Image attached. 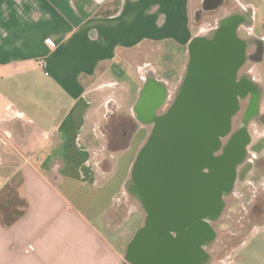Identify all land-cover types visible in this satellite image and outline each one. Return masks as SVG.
<instances>
[{
    "label": "crops",
    "instance_id": "obj_1",
    "mask_svg": "<svg viewBox=\"0 0 264 264\" xmlns=\"http://www.w3.org/2000/svg\"><path fill=\"white\" fill-rule=\"evenodd\" d=\"M189 14L190 0H0V191L9 183L27 203L15 223L0 221V264H129L146 213L125 188L151 130L135 102L146 85L165 103L177 88L149 59L169 44L188 64ZM120 66L133 80H115ZM111 103L133 119L129 137L117 133L126 144H114ZM254 206L253 237L225 256L229 240L214 237L199 264H264L263 192Z\"/></svg>",
    "mask_w": 264,
    "mask_h": 264
},
{
    "label": "water",
    "instance_id": "obj_2",
    "mask_svg": "<svg viewBox=\"0 0 264 264\" xmlns=\"http://www.w3.org/2000/svg\"><path fill=\"white\" fill-rule=\"evenodd\" d=\"M235 26L222 28L212 41L189 42L180 91L162 114L163 90L144 87L152 90L149 113L141 116L137 105L136 114L151 131L131 179L146 217L128 245L129 264H199L202 247L214 238L209 222L220 215L249 142L241 128L222 145L244 89L234 83L245 54Z\"/></svg>",
    "mask_w": 264,
    "mask_h": 264
},
{
    "label": "rangeland",
    "instance_id": "obj_3",
    "mask_svg": "<svg viewBox=\"0 0 264 264\" xmlns=\"http://www.w3.org/2000/svg\"><path fill=\"white\" fill-rule=\"evenodd\" d=\"M200 0H190V14H189V24L192 29L193 34L201 35L202 33L208 31L209 29H216L224 22V17L229 14H233L235 12H239L242 10H247L248 8H252L253 10V29L256 36H260L264 34V1L263 0H225V4L221 6L217 11L206 12L203 14L201 21L198 24L194 23L193 20V12L194 9L199 5ZM242 29V28H241ZM252 33V29L250 31ZM179 35L185 34L186 31L179 25L178 30ZM239 36L244 38V33H240ZM170 48V50H169ZM188 50V47H187ZM248 50V49H247ZM250 51V50H249ZM248 51V52H249ZM149 61L156 67L157 72L162 77H168L169 80L173 83L171 88L173 89L174 85L183 79L185 76L187 65L186 61L183 58L182 52H179L171 47L169 44H161L157 46V56L150 57ZM133 69L127 68V66H120V69H115L113 72V77L117 82H120L124 79L130 78L133 80ZM248 72L250 78L255 83L259 82L260 92L262 93V99L259 104L260 114L264 113V66L259 67L256 65H252L249 63L245 64L240 73ZM177 87V86H176ZM118 88V87H116ZM115 88V89H116ZM114 94H118L120 90H114ZM149 92V93H148ZM145 101L142 102V94H144ZM152 90L143 88L141 95L136 100L135 104L139 105L142 109L141 116H147L149 113L148 110V102L149 98L147 95L151 94ZM125 97V95H124ZM124 97L121 98L123 100ZM151 97V95H150ZM172 95L167 98V102L163 104L160 109V113L164 112L166 108H168L171 104ZM133 99V98H131ZM121 105L124 107L125 104L120 103H111L106 105L107 111L115 112V110H121ZM120 106V107H119ZM244 105H242L243 110ZM125 108V107H124ZM104 109V108H103ZM127 108H125L126 110ZM130 113V112H129ZM132 115V113H131ZM242 116V112L237 114V116L233 119L232 122V131H235L239 127L240 118ZM130 122L125 121L121 117L115 118L114 122H110L108 124L109 127H112L114 132L113 137L117 146V143L126 144V139H121L120 135L117 133H121V131L127 132V137L131 135L132 129H134L135 125L133 123V119H130ZM251 121L246 126V131L248 133L249 142L245 148V154L243 164L238 168L237 179L233 185V188L230 193L226 194L223 197V209L216 220L210 223L212 229L215 231V239L229 240L227 245L231 246H220L218 253L221 255H229L233 253L234 247L232 245L239 244V240L249 239L253 237L252 228H254V223L251 224V214L259 213V210L255 211L254 202L256 200V195L261 192L264 193V124L256 125ZM122 123V124H121ZM126 125V126H124ZM121 126L123 127L122 129ZM149 131V128L147 129ZM149 136V132L146 134L143 139L145 143L147 137ZM137 141V140H136ZM139 144V140L137 141L136 146ZM144 145V144H143ZM142 145V146H143ZM142 148V147H141ZM137 152H134L133 162L136 159V156L140 149ZM133 165V164H132ZM246 178L245 181H241V179ZM72 185L75 187L76 184L78 186V190H82L80 188L81 178H71ZM119 179H122L119 178ZM132 179H131V171L129 173L127 179V186L125 191L129 192V199L131 205H137L136 196L132 192ZM136 200H135V199ZM253 204V205H252ZM262 219V218H261ZM145 222V219H144ZM143 222V226H144ZM264 236V232H262ZM255 237V236H254Z\"/></svg>",
    "mask_w": 264,
    "mask_h": 264
},
{
    "label": "flooded vegetation",
    "instance_id": "obj_4",
    "mask_svg": "<svg viewBox=\"0 0 264 264\" xmlns=\"http://www.w3.org/2000/svg\"><path fill=\"white\" fill-rule=\"evenodd\" d=\"M224 4H225V0H200L199 5L194 9V12H193L194 23L198 24L201 21L203 14H205L206 12L217 11ZM224 18H225L224 22L216 29H209L208 31L202 33L201 35H196L193 37V38L195 37L200 38L202 41H206V42L212 41L215 38L219 30H221L222 28H228L232 26L234 23L236 25L235 35L237 39H239L245 45L244 62L242 66L237 70L235 77H234V83L238 86H242L244 89L241 95L236 96L237 102H238V110L235 113V115L231 118L230 132L224 139H222V145L226 144L233 135H235L241 130V128L244 129V131L246 132L248 136V133L246 131V126L248 125L249 122L254 121L253 123L259 126L260 124H264V113L260 114V110H259V104L262 99L261 98L262 93L260 92V88L258 86L259 82L255 83L254 81H252V79L250 78V75H248V72L240 73V71L245 66V64L249 62L250 64L256 65L259 67L264 66V34L260 36H256L254 33L252 8H248L247 10L244 9L242 11L229 14L228 16ZM251 29H252V33L250 32ZM241 32L244 33V36H245L244 38H241L239 36ZM182 81L183 79L180 81L179 86H177V88L174 90L172 94L173 98L171 100V104L175 100V98L177 97L180 91ZM242 105H244L243 110H242ZM240 112H242V116L240 118L239 127L235 131H232L233 119ZM162 113L159 112L158 114H162ZM220 152L217 153V155H219ZM244 155L246 156L245 153ZM242 165L243 164H241V166ZM237 174H238V169H237ZM236 179H237V176H236ZM133 189H134V183L132 185V192H133ZM254 209H261V208L254 206ZM210 223L211 222H209V224Z\"/></svg>",
    "mask_w": 264,
    "mask_h": 264
},
{
    "label": "trees",
    "instance_id": "obj_5",
    "mask_svg": "<svg viewBox=\"0 0 264 264\" xmlns=\"http://www.w3.org/2000/svg\"><path fill=\"white\" fill-rule=\"evenodd\" d=\"M111 112V119L109 122H114L115 118L121 117L125 119V121L130 122V118L125 115H118L117 110L115 112ZM111 136L107 137V151L110 152L111 150ZM27 209V203L21 199L16 191L15 186L11 184H6L3 189L0 191V221L1 223L9 227L17 220H19L24 214Z\"/></svg>",
    "mask_w": 264,
    "mask_h": 264
},
{
    "label": "built area",
    "instance_id": "obj_6",
    "mask_svg": "<svg viewBox=\"0 0 264 264\" xmlns=\"http://www.w3.org/2000/svg\"><path fill=\"white\" fill-rule=\"evenodd\" d=\"M28 249H29V250H33V247H32V246H28Z\"/></svg>",
    "mask_w": 264,
    "mask_h": 264
}]
</instances>
